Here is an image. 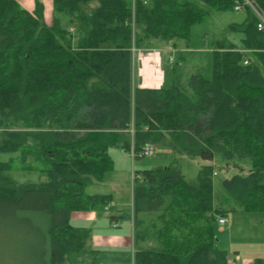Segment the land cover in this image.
I'll return each instance as SVG.
<instances>
[{
    "label": "trees",
    "instance_id": "16d2710c",
    "mask_svg": "<svg viewBox=\"0 0 264 264\" xmlns=\"http://www.w3.org/2000/svg\"><path fill=\"white\" fill-rule=\"evenodd\" d=\"M254 1L264 11V0ZM53 2L49 26L41 2L31 12L20 0H0V154L11 155L0 161V220L34 232L38 264H86L97 255L92 230L73 226L71 216L111 202L88 188L114 170L112 147L248 160V173L223 182L238 208L217 204L214 165L195 181L176 164L135 178L134 237L150 244L134 253V264H228L215 225L233 211L264 212V33L253 10L245 7L244 23L232 26L243 48L213 41L211 80L199 71L185 84L149 89L135 80L138 52L168 49L170 71L172 50L206 42L207 33H196L211 11H236L245 0ZM20 157L27 169L43 165L47 180L20 185L4 177Z\"/></svg>",
    "mask_w": 264,
    "mask_h": 264
},
{
    "label": "rangeland",
    "instance_id": "374dc122",
    "mask_svg": "<svg viewBox=\"0 0 264 264\" xmlns=\"http://www.w3.org/2000/svg\"><path fill=\"white\" fill-rule=\"evenodd\" d=\"M38 1L44 5L45 23L49 26L53 25L55 14L53 0H20L23 8L31 12L36 10ZM246 18L247 13L244 10L211 11L210 17L201 27V33H196L200 39L207 33L209 36L206 42L196 46L195 50L184 49L182 44L178 50H172V56H167L168 59L170 58L169 61L173 60L170 71L163 61V53L168 52V49L162 53L159 50L148 53L138 52L135 55L134 66L137 84L140 87L144 85L142 64L149 65V59L153 56L160 58L159 68L163 72V82L165 81L167 86L185 84L192 74L199 71L205 79L211 80L214 75L213 41L225 38L239 48H243L244 36L232 30V26L244 23ZM165 70L169 71L166 76ZM110 155L114 160V170L106 175L104 182L89 187L88 193L111 195V202L91 211L90 214L96 216L95 222H91L92 218L81 221L80 216H88L83 215L86 214L85 212H76L71 216L73 226L92 230V246L97 255L95 258H87L86 264H134V253L148 248L149 242L137 239L135 241L134 237L133 190L137 174L176 164L188 180L195 181L202 167L214 165L216 202L230 209L238 208V203L225 190L223 182L236 174L248 173L251 170L248 160L224 161L217 158L215 161H205L177 155L170 148L162 147H158L153 156L137 159H134L131 153L117 147L110 149ZM10 158L11 155L8 153L0 154V161L4 163L9 162ZM42 170L43 165L40 163L34 169H27L23 166V160L20 157L15 158L13 166L4 171V177L20 185L41 184L47 180V175ZM113 215L119 217V220L112 222L110 217ZM227 220L229 222L224 226L216 224L215 232L218 248L228 253V264H255L257 258L264 257V212L233 211L229 213ZM33 243L36 245L34 232L25 224L13 222L9 217L0 220V264H38L36 257L38 245L35 246ZM33 249L36 255L32 254ZM238 252L243 258L240 263L235 262Z\"/></svg>",
    "mask_w": 264,
    "mask_h": 264
},
{
    "label": "crops",
    "instance_id": "0c3cea01",
    "mask_svg": "<svg viewBox=\"0 0 264 264\" xmlns=\"http://www.w3.org/2000/svg\"><path fill=\"white\" fill-rule=\"evenodd\" d=\"M153 57L149 59L150 60L149 65L147 63L142 64L143 65L142 75L145 76V81H144V85L142 86V88L158 89L163 82V72L159 68L160 58H158L157 56H153ZM85 213L86 214H83V215H88V216H80L81 221H86V219H91V218H92L91 222L96 221V216L94 214H90L92 212H88V213L85 212ZM236 256L237 257L235 259V262L240 263L243 260L242 255L238 252Z\"/></svg>",
    "mask_w": 264,
    "mask_h": 264
},
{
    "label": "built area",
    "instance_id": "2783aa9c",
    "mask_svg": "<svg viewBox=\"0 0 264 264\" xmlns=\"http://www.w3.org/2000/svg\"><path fill=\"white\" fill-rule=\"evenodd\" d=\"M247 6L249 8H251V10H253V12L255 13V15L258 18V30L260 32L264 33V11L256 4V2L254 0H245L244 5L239 4L236 6V11L244 10L245 7H247ZM72 31H73V29H72ZM158 55H159V53H158ZM162 84H163V82H162ZM157 148L158 147L155 145H147L144 147L143 151H141L139 154H136V152L133 149L132 150V157L135 158L136 156H139L140 158H142V157H147V156H153L156 154ZM135 178L140 179V176L136 175ZM227 223H228L227 218H221L219 220L220 225H226Z\"/></svg>",
    "mask_w": 264,
    "mask_h": 264
}]
</instances>
